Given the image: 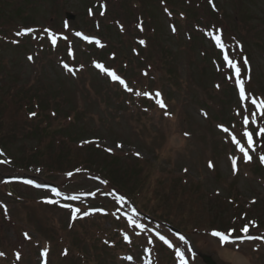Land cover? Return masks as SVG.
Listing matches in <instances>:
<instances>
[{"label":"rangeland","instance_id":"374dc122","mask_svg":"<svg viewBox=\"0 0 264 264\" xmlns=\"http://www.w3.org/2000/svg\"><path fill=\"white\" fill-rule=\"evenodd\" d=\"M95 1L0 0V25L8 28L0 30V264H38L47 252L49 264H178V251L190 264H206L205 255L216 264H264L259 156L264 135H256L264 117L251 103L264 101V0H236L239 10L233 0H217L218 13L195 11L204 23L214 17L213 24L237 43L250 89L244 101L232 89L231 70L211 46V32L199 44L198 27L204 24L188 28L186 0H168L184 13L177 20L168 15L176 11L164 0H141L152 20L149 28L157 32L150 40L134 25L141 12L134 0H110L105 18L102 1ZM67 13L74 18L67 21ZM119 22L122 29L116 27ZM68 25L71 40L57 39L55 47L46 28L63 33ZM83 32L101 33L106 49L115 54L86 46ZM97 64L116 67L132 91ZM39 99L46 108L37 109ZM29 109L39 114L27 118ZM67 115L74 120L56 129ZM245 130L253 133L251 147ZM233 136L250 161L243 159ZM44 146L49 153L88 160V167L109 177L110 184L96 173L64 174L59 164L46 169L45 160L19 162ZM44 183L59 187L61 195L43 189ZM117 190L137 207L118 201ZM74 209H80L75 218ZM97 209L107 215L92 214ZM255 221L261 224L258 231L250 223ZM244 224L252 226L248 234L257 232L251 241L237 239ZM214 229L235 234L222 245L211 235ZM158 230L172 241L173 251L170 243L156 240ZM128 237L132 243L126 246Z\"/></svg>","mask_w":264,"mask_h":264},{"label":"trees","instance_id":"16d2710c","mask_svg":"<svg viewBox=\"0 0 264 264\" xmlns=\"http://www.w3.org/2000/svg\"><path fill=\"white\" fill-rule=\"evenodd\" d=\"M164 1L166 3H169L170 8L174 9V7L172 5V2H169L168 0H164ZM197 1H195V0H186L185 1L186 2V7L184 9V13H185L186 18L188 20V22H187V24L189 25L188 28H192V27L196 28L198 24H204V26L199 27V32L202 35V38H200L199 44H200V42L202 44L204 42L203 38L205 36L204 31H206V29L209 28V26H212V28H214V29H218V27L213 24V22H216L217 20L214 17H211L208 21H205V23H204L202 21V19H201V16L203 14H199V17H198V16L195 15V13H196L195 11L196 10L198 12H200V11L203 12L204 11V13H207L208 15L212 14V13H218L219 12V10H218V5L219 4H218L217 0H199L198 2ZM109 2H111V1L110 0H106L107 5L109 4ZM192 2H195V4H192ZM233 3L235 5V8L237 10H239L240 7H241V4L238 1H236V0H233ZM132 4H133V7L135 9L139 8V7L141 9V12H138V14L136 15L137 21H135V23H134V25L138 24V28L139 29H137V31L142 33V34H144L145 38L146 39L148 38L147 40H150V37L154 38L155 36H157V32L156 31H152L149 28L152 20H149L148 18H146L147 16L145 15V10H144L145 7H142L141 0H134L132 2ZM0 11H1V5H0ZM174 11H176V10L174 9ZM19 12H21L20 9H19ZM123 12L124 13L126 12V8H124V7H123ZM176 12H179V11H176ZM176 12H174V13L172 12L173 14L170 13V16L174 17V20H177V18L179 16L180 17H182V16L185 17L183 15L184 14L183 12L182 13L179 12V15H177ZM0 16H1V13H0ZM197 18L199 20H197ZM8 24H10V23H8ZM96 26H97V29L100 30V28L102 27V24H100V21L97 23ZM116 27H118V25ZM3 28H5L4 25H0V30L3 29ZM5 29L8 30V28H5ZM191 33L193 34L192 38H196L195 37L196 36V32L195 31H191ZM97 35L101 36L104 39V36H102L101 33L97 34ZM225 37L227 38L228 42H232L233 36H228V34L226 35V33H225ZM104 50L107 51L108 49L105 48ZM107 52L109 53L111 51L108 50ZM34 105L37 106V109L38 108L42 109V108H46L47 107L46 106L47 104H45V103H44V105L43 104L41 105V100L40 99H39L38 102H35ZM24 113L26 114V117L29 118V115L33 114V113H36V110L34 111L33 109H29V110H26ZM36 114L38 115L39 112L36 113ZM58 114L59 113L57 112V115ZM76 114L78 115V113H76ZM69 117H70V115H67V116H65L64 121L60 120V122H59V124H58L56 129L64 128L65 124H67L66 121H69V120H67V118H69ZM78 119H80V118H78ZM37 127H38V125H36V128ZM46 128H48V127H46ZM44 130H45V128H44ZM49 131L53 132L54 130H50L49 129ZM36 133H37V131H35L33 134H36ZM77 149L80 150V149H82V147L77 148ZM49 151H50V149H49ZM49 151L46 149V146H44L42 148L40 147L34 153L36 155L30 156L27 159H21V161H19V162L22 164L23 161L24 162L31 161V164H32V162L38 161V159L43 160V161L45 160L46 161V165L44 164V165H42V167H44L46 169H49V168H52V167L54 168V167H56L57 164H59L61 166L60 171H62L64 174L73 173V172H77V171L83 170V171L99 174L100 176H102L103 178L108 180L109 182L111 181V180H109L110 179L109 177H106L105 175H102V173L99 172L98 170H94V169L89 168L88 167V162H89L88 160L78 159L77 156L76 157H72V156L69 157L66 153H60V152L59 153H49ZM45 154H47V155H45ZM26 166H31V165H30V163H28V164H26ZM39 166H41V165H39Z\"/></svg>","mask_w":264,"mask_h":264},{"label":"snow or ice","instance_id":"6c2138e0","mask_svg":"<svg viewBox=\"0 0 264 264\" xmlns=\"http://www.w3.org/2000/svg\"><path fill=\"white\" fill-rule=\"evenodd\" d=\"M101 14H103V13H101ZM18 34H19V33H18ZM76 35H77V36H82V33H79V32H78V33H76ZM83 39L88 40V41H90V42H91V40H92V38H91V37H88V36H83ZM52 43H53V45H55V43H56V40H55L54 38H53V40H52ZM97 43H99V42L97 41ZM140 43L143 44L144 41H140ZM216 43H217V46L223 48V45L221 44V41H220V37H219V36L216 37ZM29 59H32V58L29 57ZM224 59H225V61L227 62L228 66H229L230 68H232V69L235 70V75H236V77H237V81H236V83L239 85V97H240V100H241V101H244V100L246 99V96H245V89H244V86H243V81L239 79V76H240V68L237 66V64H236L233 60L229 59L227 55H225ZM245 63H247V61H245ZM96 66H97L98 68H100L102 71H105V72L107 73V75L110 76L113 80H115V81H119L120 84H125L124 80H122L119 76H117L115 72H113V71H108L107 69H104L103 65H101V64H97ZM125 87H127V85H125ZM127 90H128V91H132L131 88H128ZM137 94L139 95V93H137ZM156 95L159 96L160 94H159V93H156ZM251 103H252L253 105H256V107L260 110L261 115L264 116V101H260V102L258 103L256 99H252V100H251ZM160 105H161V107H165V105L163 104L162 101L160 102ZM246 110H247V109H246ZM32 115H35V113H33ZM252 116H253V120H252V122L254 123V122H255V116H256V113L253 112V113H252ZM243 122H244L245 125H248V124H249V118H248L247 116H245ZM224 131L227 132L228 130H227V129H224ZM256 135H264V127L260 128V129H259V132H257ZM244 137L247 138L248 146L251 147V146L253 145V133H252V132H249V131H247V130H245V132H244ZM232 139H233V142H235V143L239 146V151H240L241 153H243V159H244L245 161H250V160L252 159V157L248 154V151L246 150V148H245L243 145L240 144V141L237 140L235 136H233ZM109 151H110V150H109ZM260 160H261V162H264V156H261V157H260ZM235 163H236V162H235V159H233V167H234V169H235ZM210 166H211V165H210ZM69 175H71V173H69ZM24 183H27V184H34V181H32V180H25ZM104 183H106V181H105ZM35 186H36V187H41V185H35ZM52 191H53L56 195H58V196L61 195V193H60L59 191H57L56 189H52ZM93 195H94V194H93ZM69 199L77 200V199H79V197H78V196H71V197H69ZM116 199H117L118 201H123V200H124V197H123V196H117ZM47 202H48V203H56V201H53V200H48ZM79 211H80V209H74V210H73V213H72V214H73V217H74V218H75V216H76V213H78ZM134 211H135V210H134ZM84 215H88V213L85 212ZM129 219H131V218H129ZM250 223L253 224V226H255V222H250ZM138 227L143 228L144 225L141 224V225H138ZM233 231H234V230H229V232H228L227 234H225L224 232H220V231H216V230H214V231L211 233V235L214 236V237H218L219 240H220V243L223 245V244H225V243H229V242H231V241H230V237H231ZM241 231L245 234V237H246L247 239H253V238H254V237L248 235L249 227H248L247 224L244 225V227L241 229ZM158 235H159V234H158ZM25 236L27 237V233H25ZM159 239L162 240V241H164L166 244L169 243V242L165 239L164 236H159ZM181 239H183V237H181ZM237 239H242V238H241V237H237ZM171 246H172V245L169 244V247H171ZM177 254H178V255H181V253H179V251L177 252ZM129 259H130V257H129Z\"/></svg>","mask_w":264,"mask_h":264},{"label":"water","instance_id":"95a60500","mask_svg":"<svg viewBox=\"0 0 264 264\" xmlns=\"http://www.w3.org/2000/svg\"><path fill=\"white\" fill-rule=\"evenodd\" d=\"M69 18L73 19L74 17H72V15H68ZM204 260L207 264H216L215 261H213V259L209 256H204Z\"/></svg>","mask_w":264,"mask_h":264}]
</instances>
